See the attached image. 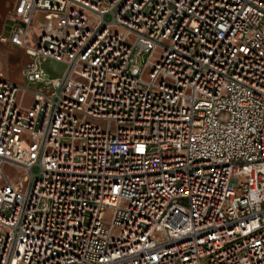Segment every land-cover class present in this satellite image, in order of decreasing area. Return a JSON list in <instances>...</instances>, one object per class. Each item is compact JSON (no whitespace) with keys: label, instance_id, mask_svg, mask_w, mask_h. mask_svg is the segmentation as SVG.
I'll use <instances>...</instances> for the list:
<instances>
[{"label":"built area","instance_id":"obj_1","mask_svg":"<svg viewBox=\"0 0 264 264\" xmlns=\"http://www.w3.org/2000/svg\"><path fill=\"white\" fill-rule=\"evenodd\" d=\"M9 18L0 40L42 85L0 76V264H264V0H17Z\"/></svg>","mask_w":264,"mask_h":264},{"label":"crops","instance_id":"obj_2","mask_svg":"<svg viewBox=\"0 0 264 264\" xmlns=\"http://www.w3.org/2000/svg\"><path fill=\"white\" fill-rule=\"evenodd\" d=\"M17 0H0V36L9 34L11 20L9 18ZM38 24L34 23L29 30L28 40L31 41L38 31ZM30 57L24 49L12 42L0 40V71L4 78L12 80L20 85L26 84L21 75V69L27 64ZM31 99V95H30Z\"/></svg>","mask_w":264,"mask_h":264},{"label":"rangeland","instance_id":"obj_3","mask_svg":"<svg viewBox=\"0 0 264 264\" xmlns=\"http://www.w3.org/2000/svg\"><path fill=\"white\" fill-rule=\"evenodd\" d=\"M105 19H109L108 16H105ZM147 53L144 52L138 59L137 64L142 66V64L144 63L145 59H146ZM39 67H41L49 76V78H54V77H59L62 75V73L65 70V64L55 61L53 59H46L44 61L41 62V64L39 65ZM0 76L4 77V74L2 72V70L0 71ZM42 84H36V83H30L27 82L26 83V87L29 89H33L35 87L41 86ZM30 94L26 93L24 96H22V102L26 105L30 102ZM34 171H36V169H33Z\"/></svg>","mask_w":264,"mask_h":264}]
</instances>
